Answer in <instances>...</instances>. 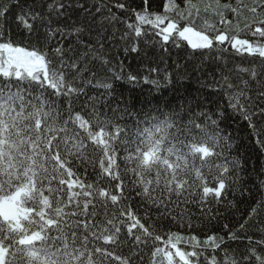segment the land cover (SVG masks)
<instances>
[{
	"label": "snow or ice",
	"instance_id": "snow-or-ice-1",
	"mask_svg": "<svg viewBox=\"0 0 264 264\" xmlns=\"http://www.w3.org/2000/svg\"><path fill=\"white\" fill-rule=\"evenodd\" d=\"M121 48L222 65L200 81L214 110H137L125 85L188 73ZM233 119L264 155V0H0V264H264V197L205 232L214 205L240 211Z\"/></svg>",
	"mask_w": 264,
	"mask_h": 264
},
{
	"label": "trees",
	"instance_id": "trees-1",
	"mask_svg": "<svg viewBox=\"0 0 264 264\" xmlns=\"http://www.w3.org/2000/svg\"><path fill=\"white\" fill-rule=\"evenodd\" d=\"M205 2H208V0H205ZM188 51H191V49H188ZM113 55L118 56L119 59L124 61L125 65H129L132 69L141 67L144 64L148 66H155L158 64L161 69L167 66L168 71L172 72L176 62H178L183 65V68L179 70L181 74H183L185 69L187 70L188 75L186 78L177 79L175 84L162 81L159 90L151 85H142L137 86L132 92H129L126 89L130 86L125 85L124 96L130 100V103L135 104L137 110L143 109L145 111H152L159 108L169 111L181 105L185 107L191 105L194 111L199 112L201 109L197 107L198 102H204V111L213 109L211 101L215 100L216 97L215 95L209 96V93H213L214 90L212 88H201L200 81L203 80L207 83H211V77L213 75L216 79H219L222 65L218 67L217 64H211L205 61L203 66L194 67V65L198 64L197 61L187 59L183 50L175 49L169 54L158 48H148L146 57L156 58L155 61L144 58L138 55V53H131L125 56L122 48L119 52H114ZM161 56L164 58L163 61L159 59ZM116 83L121 84L122 82L116 81ZM149 89H151V91H149ZM133 96H135L134 100L132 99ZM220 103L221 105L226 104V98H222ZM166 104H170V107L166 108ZM220 127L226 129L224 132L225 135L235 137L231 142V148L226 150L225 154L232 158H238L243 171L240 172L238 189L235 192L229 190V195L227 197V200L233 201L240 211L237 212L236 208L229 207L225 204L214 205L213 210L217 215V219L212 220L208 228L205 229V232L210 229V234L214 235L223 234L220 228L224 223L239 220L250 203L254 204L256 201H259L261 197H264V183H262V181H264V171H261L260 167L264 165V155L258 153L255 139L250 137L247 129L238 127L234 119L226 122L221 121ZM81 171H83V169H81ZM96 171H99L98 166ZM204 171L207 175L206 182L209 183V186H212V176L215 174V169L212 170L211 174H209V169L207 167ZM88 173V179H96V173L93 172L92 168H89ZM107 183H109V180L107 177H104L102 184ZM130 200L139 203V198L136 196L135 190L132 191ZM141 212H143L142 207ZM180 231L182 234L185 233V229H180ZM198 233H200V228H197L196 231L191 234L195 235ZM200 239H204L203 234L200 235ZM182 247L187 248L186 245H182ZM233 247H235V242H233ZM188 250H190V248ZM218 258L222 259L223 253H219Z\"/></svg>",
	"mask_w": 264,
	"mask_h": 264
}]
</instances>
